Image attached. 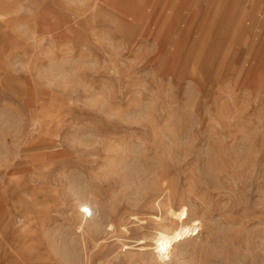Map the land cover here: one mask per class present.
Instances as JSON below:
<instances>
[{"label": "rangeland", "instance_id": "1", "mask_svg": "<svg viewBox=\"0 0 264 264\" xmlns=\"http://www.w3.org/2000/svg\"><path fill=\"white\" fill-rule=\"evenodd\" d=\"M0 264H264V0H0Z\"/></svg>", "mask_w": 264, "mask_h": 264}, {"label": "bare ground", "instance_id": "2", "mask_svg": "<svg viewBox=\"0 0 264 264\" xmlns=\"http://www.w3.org/2000/svg\"><path fill=\"white\" fill-rule=\"evenodd\" d=\"M27 8V7H26ZM46 8L47 9H50V7H48V6H46ZM46 8H40L39 10H38V12L41 10V12L40 13H42V12H46L45 11V9ZM32 11V10H31ZM33 12V11H32ZM30 14V13H29ZM32 14V13H31ZM83 17V16H82ZM66 18H68V16H66ZM72 19V18H71ZM67 22H69V20L67 21ZM59 24L60 25H63V23L62 22H58V26H59ZM58 26H56L54 29H56ZM78 27V26H77ZM155 251L157 250V253H158V255L161 257V254H162V251L163 250H165V251H167L168 249H172L171 248V246L169 245V242H167V240L166 239H164V238H158V239H156L155 240Z\"/></svg>", "mask_w": 264, "mask_h": 264}]
</instances>
